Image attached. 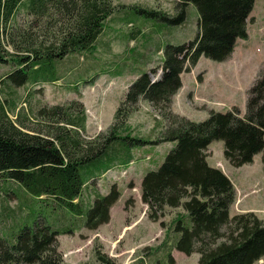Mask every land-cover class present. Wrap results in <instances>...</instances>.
<instances>
[{"label":"trees","instance_id":"obj_1","mask_svg":"<svg viewBox=\"0 0 264 264\" xmlns=\"http://www.w3.org/2000/svg\"><path fill=\"white\" fill-rule=\"evenodd\" d=\"M255 2L179 0V10L171 15L115 0H0V62L17 64L5 75L16 85L59 79L62 65L58 67V61L65 62L73 52H91L116 11L161 15L172 24L185 20L190 3L199 14L197 35L166 43L162 61L130 83L114 121L94 137L83 134L87 114L77 100L40 107L38 123L32 126L24 120L26 115L11 117L10 111L20 116L17 101L0 94V176L19 182L35 202L47 195L76 214H86V226L96 228L109 220L121 191L113 183L108 192H97L87 200L83 195L87 183L116 163H130L132 147L171 141L173 146L162 163L149 169L141 182L142 200L154 220L164 216L168 207L183 208L169 222L168 233L154 253L176 246L187 254L199 252V264H256L264 256V217L252 210L231 215L235 184L221 167L209 163L207 149L213 140L223 139L224 155L231 164L252 162L260 151L264 161V66L247 90L244 113L234 104L226 111L212 109L208 117L195 120L172 108L184 70L202 54L216 60L229 58L237 39L248 37ZM23 11L28 18L21 24L18 15ZM141 31L133 28L129 37L134 39ZM5 38L14 51L4 46ZM102 44L109 45V41ZM158 69L161 74L152 76ZM142 99L165 118L154 138L133 134L127 124ZM161 222L165 226V220ZM59 233L31 206L28 217L9 233L0 234V264H65L57 243ZM96 251L99 260L114 264L100 248ZM168 256L169 261L158 257L154 264H174L172 252Z\"/></svg>","mask_w":264,"mask_h":264},{"label":"rangeland","instance_id":"obj_2","mask_svg":"<svg viewBox=\"0 0 264 264\" xmlns=\"http://www.w3.org/2000/svg\"><path fill=\"white\" fill-rule=\"evenodd\" d=\"M179 0H115L131 4H142L162 9L175 15ZM161 14V13H160ZM160 16V17H159ZM198 9L190 3L183 22L166 23L161 15H147L131 9L116 11L106 21L100 42L96 41L92 51L73 52L58 61L62 75L52 82H28L16 85L5 75L17 64L0 62V94L3 98L17 101L20 116L32 126L38 123L37 111L42 106L56 103L69 104L77 100L78 107L87 114L85 137H94L105 132L114 121L115 112L124 98L130 83L143 71L157 66L163 58V48L168 42H183L193 39L198 32ZM26 13L21 12V24ZM30 17H32L30 15ZM132 21V24H129ZM142 31L133 39L129 31ZM250 36L239 38L233 57L216 60L202 54L197 63L182 72V86L173 95L172 108L191 119L201 120L209 116L212 109L226 111L234 104L246 111L247 90L264 66V41L257 42L256 32H264V0H256L248 20ZM136 32L134 31V35ZM102 41H109L103 45ZM7 49L14 48L3 40ZM62 61V60H61ZM64 64V65H63ZM161 69L152 76H159ZM37 120V121H36ZM165 118L159 109L147 99H142L127 124L133 134L154 138L163 127ZM169 141L146 143L132 147L130 163H116L102 176L91 179L83 190L87 200L97 192L106 193L116 183L121 194L110 208V218L96 228L86 226V214H76L70 208L52 201L51 196L36 202L14 179L0 176V234L9 233L17 222L29 216L31 206L47 218L60 231L58 248L65 264H106L98 259L97 248L110 257L114 264H154L158 257L169 261L172 252L174 264H199V252H186L172 246L154 253L164 239L167 226L177 211L183 209L168 207L166 214L154 220L147 203L141 197V182L144 174L162 163L173 146ZM208 160L222 167L237 184L236 200L230 206L234 215L241 206L255 207V212L264 217V161L262 151L254 160L235 166L224 155V140H213L207 149ZM222 160L223 164H216ZM232 180V181H233ZM255 186V187H254ZM253 187V188H252ZM254 211V210H253ZM165 220V226L162 224ZM152 250L151 256H148ZM164 259V260H163ZM264 264V256L256 261Z\"/></svg>","mask_w":264,"mask_h":264},{"label":"crops","instance_id":"obj_3","mask_svg":"<svg viewBox=\"0 0 264 264\" xmlns=\"http://www.w3.org/2000/svg\"><path fill=\"white\" fill-rule=\"evenodd\" d=\"M250 32L252 33V31H251V27L249 28V35H248V37L250 36ZM256 37L258 38L257 39V42L258 43H260L261 41H264V32L263 31H260L259 33L258 32H256ZM238 43H239V38H238V40H237V44H236V46H235V49H234V51H233V53H232V55L229 57V58H231V57H233V55L235 54V52H236V50H237V47H238ZM171 144H173L171 141H169V143L167 144L168 146H170ZM255 156V155H254ZM209 157V156H208ZM254 160V159H253ZM209 161V160H208ZM210 163V162H209ZM211 165H214L213 163H210ZM214 166H217V165H214ZM232 180H233V178H231ZM233 182H234V184H235V186L237 185L236 183H235V181L233 180ZM237 187V186H236ZM255 187V186H254ZM253 188V187H252ZM257 208H255V207H247V206H241L240 207V211H246V210H256Z\"/></svg>","mask_w":264,"mask_h":264}]
</instances>
